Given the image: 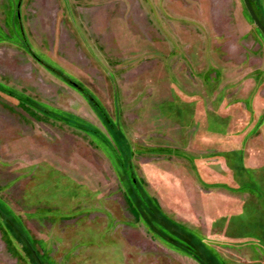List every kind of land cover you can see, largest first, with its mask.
Listing matches in <instances>:
<instances>
[{
    "label": "rangeland",
    "instance_id": "rangeland-1",
    "mask_svg": "<svg viewBox=\"0 0 264 264\" xmlns=\"http://www.w3.org/2000/svg\"><path fill=\"white\" fill-rule=\"evenodd\" d=\"M17 2L0 0V264H34L16 229L45 264H264V36L243 1L21 0L32 51L101 111L26 51Z\"/></svg>",
    "mask_w": 264,
    "mask_h": 264
},
{
    "label": "trees",
    "instance_id": "trees-1",
    "mask_svg": "<svg viewBox=\"0 0 264 264\" xmlns=\"http://www.w3.org/2000/svg\"><path fill=\"white\" fill-rule=\"evenodd\" d=\"M19 1V0H18ZM17 5H18V2H17ZM18 9V7L16 8V10ZM19 9H20V6H19ZM257 14V16L259 17V15H258V13H256ZM260 18V17H259ZM261 20V19H260ZM18 26H19V33H20V35H21V38H22V42H23V44H24V47H25V49H26V51L32 56V58L33 59H35V60H37V59H39L41 62H43L42 60H41V58H38L37 57V55H35V53L32 51V49L30 48V46L28 45V43H27V40H26V38H25V36H24V32H23V28H22V24H21V19L20 18H18ZM262 22V21H261ZM263 23V22H262ZM264 24V23H263ZM44 63V62H43ZM45 65H43V66H45L48 70H50L51 72H53V73H55L56 75H58L59 77H61L67 84H69V85H71L72 87H73V85L71 84V82L73 83V81L71 80V79H69L68 77H66V76H64L62 73H60V71H57V70H55L53 67H51V66H49V65H47L46 63H44ZM75 83V82H74ZM73 83V84H74ZM76 84V83H75ZM77 86H78V88H75V87H73V88H75L77 91H79L83 96H85L86 98H88V100L99 110V111H101V109H100V107H99V105L97 104V102L92 98V97H90L91 95L89 94V93H87V91L86 90H84L80 85H78V84H76ZM24 103V102H23ZM125 172H126V169H125ZM128 181H129V183H130V186H132L133 187V189L136 191V194H137V196L139 197V199L142 201V203L145 205V206H147V204L145 203V201H144V199L141 197V194H140V192L138 191V188H137V186H136V188H134V186L132 185V183H131V181L128 179ZM134 181H135V179H134ZM134 184L136 185V182H134ZM18 230V229H17ZM19 231V230H18ZM20 232V231H19ZM16 233V232H15ZM18 234V233H17ZM20 234H22V232L20 233ZM19 235V234H18ZM23 235V234H22ZM24 236V235H23ZM25 237V236H24ZM19 238H20V236H19ZM26 238V237H25ZM27 239V238H26ZM21 240V239H20ZM28 240V239H27ZM22 241V240H21ZM28 242L31 244V242L28 240ZM23 243V242H22ZM24 245V244H23ZM31 246L33 247V245L31 244ZM24 248L27 250V252L29 253V255H30V257H31V259L33 260V258H32V256H31V254H30V252L28 251V249H27V247H25V245H24ZM33 249H34V247H33ZM35 250V249H34ZM188 249H186V251H187ZM35 252H36V254H37V256L40 258V260H41V263L42 264H45L44 263V261H43V259L41 258V256L37 253V251L35 250ZM188 252H190V254H192L196 259H198V260H200V258L198 257V255H196L195 253H193L192 251H190V250H188ZM33 262H34V264H36L35 263V261L33 260Z\"/></svg>",
    "mask_w": 264,
    "mask_h": 264
},
{
    "label": "water",
    "instance_id": "water-1",
    "mask_svg": "<svg viewBox=\"0 0 264 264\" xmlns=\"http://www.w3.org/2000/svg\"><path fill=\"white\" fill-rule=\"evenodd\" d=\"M243 1V4L246 8V11L248 12L251 20L253 21L254 25L258 28V30L262 33V35L264 36V24L261 22L260 18L257 16L256 14V10H254L250 0H242ZM20 3H21V0L18 1V9H17V16L18 18H20L19 16V6H20ZM37 61L42 64V65H45L43 62H41L39 59H37ZM71 84L73 85V87L75 88H78V86L74 83L71 82ZM127 174L129 175L128 178L129 180L131 181L132 185L134 186V188H136V185L134 184V178L132 176V173H129L127 172ZM0 216L3 218V219H7L6 215L1 211L0 209ZM16 233L19 234L20 236V239L22 240L23 244L25 245V247H27L28 251L30 252L33 260L35 261L36 264H42L41 263V260L40 258L37 256L35 250L33 249V247L31 246V244L28 242V240L22 235L20 234L21 232H19L17 229H16Z\"/></svg>",
    "mask_w": 264,
    "mask_h": 264
},
{
    "label": "flooded vegetation",
    "instance_id": "flooded-vegetation-1",
    "mask_svg": "<svg viewBox=\"0 0 264 264\" xmlns=\"http://www.w3.org/2000/svg\"><path fill=\"white\" fill-rule=\"evenodd\" d=\"M127 172L132 173L130 167H128V168L126 169V172H125L126 175H128ZM128 176H129V175H128ZM128 176H127V177H128ZM132 176H133V175H132ZM128 179H129V178H128Z\"/></svg>",
    "mask_w": 264,
    "mask_h": 264
}]
</instances>
